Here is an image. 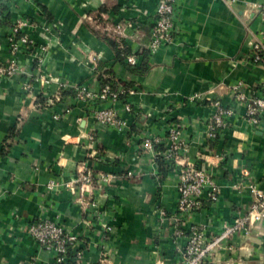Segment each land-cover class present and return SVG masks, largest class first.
<instances>
[{
    "label": "crops",
    "instance_id": "0c3cea01",
    "mask_svg": "<svg viewBox=\"0 0 264 264\" xmlns=\"http://www.w3.org/2000/svg\"><path fill=\"white\" fill-rule=\"evenodd\" d=\"M259 2L236 0L229 8L218 0H176L177 32L167 47L148 54L150 68L142 76L117 64L91 29L118 36L113 28L130 21L133 29L121 36L131 50L144 49L157 0H33L38 16L25 1L3 5L9 23L60 22L64 30L59 43L49 42L39 71L30 55L19 54V74L0 80V264H56L26 232L38 220L77 238L62 264H179L189 226L204 227L210 239L246 211L250 196L242 186L263 188L264 114L249 124L231 87L240 83L247 100L264 92V66L250 57L251 43L264 34V17L253 6ZM21 33L36 45L47 42L41 29ZM5 37L1 25L0 64L9 61ZM103 70L133 89L112 106L125 122L122 131L96 124L90 112L97 103L77 101L71 92L75 84L96 92ZM41 75L52 78L48 86ZM213 102L231 115L210 141L206 120ZM176 125L186 149L177 166L164 160L162 178L157 145L144 150L142 139L158 138L165 149ZM186 164L209 174L217 198L210 203L202 196L201 209L178 227L177 176ZM51 181L60 186L47 190ZM202 264H264V221L231 236Z\"/></svg>",
    "mask_w": 264,
    "mask_h": 264
},
{
    "label": "built area",
    "instance_id": "2783aa9c",
    "mask_svg": "<svg viewBox=\"0 0 264 264\" xmlns=\"http://www.w3.org/2000/svg\"><path fill=\"white\" fill-rule=\"evenodd\" d=\"M176 0H159L155 9L157 20L153 26L150 27L149 40L145 49L149 54L154 52L155 43L158 41L160 45L166 44L169 39V33H175L174 27V12L172 10L173 4ZM225 4L232 5L236 0H218ZM261 10V17H264V0L256 5H253ZM2 6L0 11H2ZM5 14V13H4ZM4 14L0 13V23L3 22L2 17ZM15 22H10L8 25L3 26L12 27L10 31L9 42L10 47L18 46L19 44H27L28 40L21 36L19 26L14 25ZM19 24V21H16ZM116 33L123 35V30H119V26H115ZM250 57L256 65L264 66V34L258 41L250 45ZM125 61L131 65H135L133 57H127ZM11 72L18 73L16 66L12 60L8 64H0V80L5 77V74L10 76ZM14 76V74L12 75ZM240 83L233 85L231 91L236 93L235 99L242 102L245 106L246 121L249 124L256 125L260 117L264 114V92L261 97H251L246 99L239 91ZM80 88L77 97L82 100H91L92 96ZM123 91V90H122ZM129 93V91H123ZM122 92V93H123ZM121 92H111L108 85L99 88L94 93V98L104 103L99 111H93V119L105 124L108 127L114 128L117 131H122L125 128V122L120 120L112 106L118 100L117 96ZM213 112L206 120V137L208 140H214L218 130L224 127L225 117L231 115V111L223 108L219 103L213 102L211 104ZM124 110L129 112L128 106H124ZM167 143L163 151V158L172 161L174 166H177L179 158L185 152V145L181 139V131L178 126H173L167 133ZM161 144L160 139L154 137H144L142 139V148L147 151L153 150V146ZM105 179L101 182L105 183ZM81 181L87 186L90 183L89 177L85 175ZM60 186L59 182L51 181L47 185V190H52ZM250 196V203L246 211L233 219L230 224H222L221 231L217 236L210 239L206 238L204 227L199 225H191L185 235V246L182 250V258L179 264H202L203 260L214 251L223 248L226 240L231 236L243 233L248 234L251 228L256 224L264 221V176L263 188H258L254 184H246L242 186ZM84 186L80 185L77 188L79 193L84 191ZM177 201L174 209V218L176 226L181 227L182 224L189 222L192 216L202 207V196L205 200L212 203L217 198V187L215 186L212 178L204 170L198 169L192 164H186L181 167L177 176L176 184ZM27 234L39 246L40 249L54 254V261L56 264H62L67 255V248L71 247L77 241L75 236L66 233L62 227L47 220H38L27 225ZM177 235H182V232L177 231Z\"/></svg>",
    "mask_w": 264,
    "mask_h": 264
},
{
    "label": "rangeland",
    "instance_id": "374dc122",
    "mask_svg": "<svg viewBox=\"0 0 264 264\" xmlns=\"http://www.w3.org/2000/svg\"><path fill=\"white\" fill-rule=\"evenodd\" d=\"M8 1L9 0H0V8H1V6L3 7V5L6 2H8ZM21 1H23V2L25 1V3H27L29 6H31L35 10V13H34L35 16H38V14H40V11L33 4V0H21ZM158 1L159 0H157V4H158ZM157 4H156V7H157ZM226 5L229 6V8H232V6H233V4L232 5L226 4ZM156 7H155V9H156ZM172 10L175 13V10H176L175 4H173ZM0 13L4 14L5 12H4V10H2V11H0ZM2 20H3V22L0 23V26L2 24L6 25L7 23L4 21L3 17H2ZM156 20H157V16H156L155 10H154L152 26H153V24H155ZM16 21H19V24L16 23ZM13 22H15L14 23L15 26H19L21 31L23 29L29 28V27H35V29L36 28L41 29V33L47 34V35H42L44 38L47 37V42L44 45H36L26 34L22 33L21 36H24L28 40V43L27 44H19L18 46H15V47L12 48V47L9 46L11 44V42H9L8 39H10V31H11L13 25L11 27L6 26L5 27V29H6L5 43H6L7 51H8V54H9V59H8L9 61L4 62L3 66H4V64H8L9 65L10 60H12V62L14 64V67L16 66V69L18 70V73L11 72L10 76L5 74L6 78H10L13 74L14 75L19 74L20 68H19V66L17 64V58H18L19 54H28V55H30L29 58H31L32 62L36 63L35 64L36 66L35 65L34 66L37 69V71H39V68H41L39 66H41V64L44 61L45 54L47 52L49 42L56 41L57 43H59L60 36H61V34H62L63 30H64L63 27H62V24L60 22H55V23H52V24L42 23L41 25H39V24H37V23H35L33 21H29L28 18H23V19L22 18H18V19H16ZM117 25L119 26V30H123V33L133 29V25H132V23L130 21H128V22H126L124 24H117ZM174 27H175V25H174ZM175 31L177 32L176 27H175ZM175 33L171 32V33L168 34L170 41H168L166 44L161 46L159 41L157 43H155L154 52L152 54L156 53L160 48L167 47L171 43ZM42 78H43L42 79L43 80L42 86L44 85V87H46V86H48L51 83V79L52 78H50L49 76H47V75L44 76L43 75ZM40 79H38V81ZM26 85H27V83H26ZM80 88H83L84 90H86L85 92H88V94H90L92 96V99L91 100H85V101L80 100L77 97V95L79 94ZM87 88L88 87L86 85H76L75 84V85H73L71 87V92L73 93L74 98L77 101H80V102L95 101L97 104H96V107H94V109L90 112V116H91L92 120L96 124H98L100 126H106L105 124H102V123L96 121L95 119H93L92 112L93 111H99V109H101V107L103 106L104 103H102L99 100L95 99L94 98V93L95 92H92V91H90V89H87ZM118 91L121 92V93L123 92L120 87L118 88ZM128 91H129V93H126V94H132L133 93V89H131V90L128 89ZM197 168L201 169L200 166H198ZM181 255H182V252L180 253V258H182Z\"/></svg>",
    "mask_w": 264,
    "mask_h": 264
},
{
    "label": "trees",
    "instance_id": "16d2710c",
    "mask_svg": "<svg viewBox=\"0 0 264 264\" xmlns=\"http://www.w3.org/2000/svg\"><path fill=\"white\" fill-rule=\"evenodd\" d=\"M116 10V9H115ZM106 13L105 7L99 8V10L96 13L95 21L98 24H101V15ZM4 21L8 24L9 23V18L8 15L3 16ZM91 32L98 38L100 39L103 43L109 47L113 53L114 60L117 64H119L121 67H123L127 73L130 75H135V76H142L144 75L150 68L149 65V60H148V51L144 48L139 51H133L131 48L125 43L123 36L120 34L116 33L114 28L113 32L120 36H113L112 34L100 32L91 29ZM127 57H133L134 59L139 58V64L138 66L131 65L125 61ZM97 81L99 83V87H103L105 85H108L110 88L111 92H117V87L120 86V88L123 91H128V89L131 87V83H125V82H118L113 80L112 73L110 71H105L103 70V73L97 77ZM126 95V92H123L121 94H118L117 98L119 99L120 97ZM156 149V167L159 175L164 178L166 175V167H167V162H164L163 158V149L160 147V145L155 146ZM67 248V252L68 249Z\"/></svg>",
    "mask_w": 264,
    "mask_h": 264
}]
</instances>
